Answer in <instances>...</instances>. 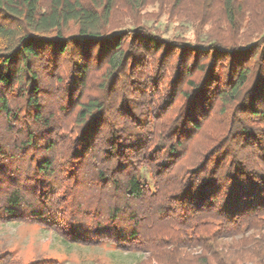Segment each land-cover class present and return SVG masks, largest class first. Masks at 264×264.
<instances>
[{"label": "trees", "instance_id": "1", "mask_svg": "<svg viewBox=\"0 0 264 264\" xmlns=\"http://www.w3.org/2000/svg\"><path fill=\"white\" fill-rule=\"evenodd\" d=\"M0 221L264 264V0H0Z\"/></svg>", "mask_w": 264, "mask_h": 264}, {"label": "rangeland", "instance_id": "2", "mask_svg": "<svg viewBox=\"0 0 264 264\" xmlns=\"http://www.w3.org/2000/svg\"><path fill=\"white\" fill-rule=\"evenodd\" d=\"M146 13L154 18L150 26L158 28L163 38L184 36L194 42L196 33L190 25L149 6ZM12 251L25 261L36 259L57 260L61 264H138L148 254L122 251L112 246H81L63 241L62 237L46 228L17 221H0V252Z\"/></svg>", "mask_w": 264, "mask_h": 264}]
</instances>
